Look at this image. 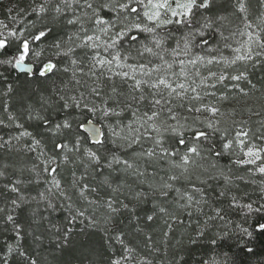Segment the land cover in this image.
<instances>
[{
    "label": "snow or ice",
    "instance_id": "obj_1",
    "mask_svg": "<svg viewBox=\"0 0 264 264\" xmlns=\"http://www.w3.org/2000/svg\"><path fill=\"white\" fill-rule=\"evenodd\" d=\"M5 11L0 264H264V0Z\"/></svg>",
    "mask_w": 264,
    "mask_h": 264
},
{
    "label": "trees",
    "instance_id": "obj_2",
    "mask_svg": "<svg viewBox=\"0 0 264 264\" xmlns=\"http://www.w3.org/2000/svg\"><path fill=\"white\" fill-rule=\"evenodd\" d=\"M16 3L19 7H26L29 3H31V0H3V3H0V17L2 18V20L5 23H8L9 26H13L12 22H10L7 19V13L5 11V6L11 4V3ZM36 2L38 3L39 0H36ZM29 19H32V17H29ZM19 26H23V25H19ZM47 58H51V57H47ZM54 72L57 73L56 76H52L51 79L45 80L43 78H31V79H26L25 77L21 76L19 81H17L16 79V73L12 72V73H6V75L8 76V79L10 81H15L17 82L18 86L20 88H28L30 90H35L38 88H44L47 87L50 83L52 79H57V76L62 75V73H60L58 70L54 69ZM28 125H26L27 127ZM32 127H35V125H33ZM42 131V130H40ZM223 163H227V159H225L223 161ZM249 191H251V189H247ZM65 215L64 212H58L54 215V220H56L57 222H62L63 221V216ZM233 219H237V217L235 216V214H233ZM157 239H160L159 236V229H157ZM7 239V237H5L4 235H0V245H2L5 240ZM83 239L82 236H77L75 241H74V245H73V249H70L68 251H66L63 255V257H61L62 261L68 262L70 261L71 264H77V261L80 259V254H79V250H78V246H79V241ZM10 242V241H9ZM92 242L99 245L101 243V239H100V235L96 234L92 237ZM174 242V241H173ZM40 257L43 260L44 257L47 258V260L49 262H51L52 260V256L49 252L47 251H43L40 253ZM200 256L197 255L195 257V259H199ZM14 264V262H13Z\"/></svg>",
    "mask_w": 264,
    "mask_h": 264
},
{
    "label": "rangeland",
    "instance_id": "obj_3",
    "mask_svg": "<svg viewBox=\"0 0 264 264\" xmlns=\"http://www.w3.org/2000/svg\"><path fill=\"white\" fill-rule=\"evenodd\" d=\"M0 20H2V18L0 17Z\"/></svg>",
    "mask_w": 264,
    "mask_h": 264
}]
</instances>
